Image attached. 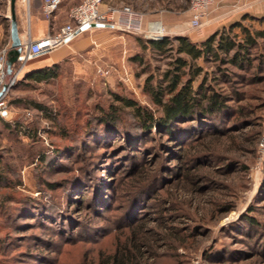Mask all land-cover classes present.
I'll list each match as a JSON object with an SVG mask.
<instances>
[{
  "label": "rangeland",
  "instance_id": "rangeland-1",
  "mask_svg": "<svg viewBox=\"0 0 264 264\" xmlns=\"http://www.w3.org/2000/svg\"><path fill=\"white\" fill-rule=\"evenodd\" d=\"M232 1V11L246 7ZM9 7L0 0V23ZM253 54L252 69L199 63L228 109L202 125L206 135L185 133L181 147L155 131L131 141L97 123L85 131L99 107L119 106L115 95L152 106L145 82L168 58L146 53L143 66L128 60L102 75L110 66L85 68L77 54L56 80L12 87L0 116V264H95L116 245L134 252L131 263L264 264L262 40Z\"/></svg>",
  "mask_w": 264,
  "mask_h": 264
},
{
  "label": "trees",
  "instance_id": "trees-1",
  "mask_svg": "<svg viewBox=\"0 0 264 264\" xmlns=\"http://www.w3.org/2000/svg\"><path fill=\"white\" fill-rule=\"evenodd\" d=\"M248 20L264 22V17L243 16L241 21L217 30L198 43L185 35L163 36L154 40L146 38L144 34H136L137 52L128 59L134 66L144 65L146 53L160 59H170L169 67L159 79H155L153 74L146 79L144 91L150 97L152 106L142 105L132 97L115 95L119 106L110 104L108 107H99L98 114L92 115L86 121L85 131L89 132L97 123L99 127H108L124 133L129 141L135 137L141 138L144 134L151 139L155 131L157 135L167 136V145L178 147L183 145L185 133L197 131L206 135L207 130H202V125L209 120L215 121L225 112L228 109V100L222 92L209 84L208 75L199 63L214 62L218 66L232 65L241 70L255 67L256 56L253 52L260 46V40L264 42V30L252 31L249 26L243 24ZM237 28L240 32H236ZM14 69L15 71L18 69V63ZM59 74L60 64H55L27 74L23 80H16L12 87L20 81L50 83L56 80ZM223 76L226 77L224 74ZM200 77L202 81L195 85ZM22 129L30 135L28 131ZM41 159L48 163L45 154ZM105 169L108 172L114 170L112 166ZM2 179L0 176V182ZM47 186L54 189L52 184ZM138 249L140 252L141 247ZM133 253L124 246L116 245L114 254L108 258H99L95 264H130Z\"/></svg>",
  "mask_w": 264,
  "mask_h": 264
},
{
  "label": "crops",
  "instance_id": "crops-1",
  "mask_svg": "<svg viewBox=\"0 0 264 264\" xmlns=\"http://www.w3.org/2000/svg\"><path fill=\"white\" fill-rule=\"evenodd\" d=\"M83 0H63L54 16L47 20L42 14L43 0H17L16 16L18 20L19 33L23 44L30 40H38L46 35L56 34L59 29L69 23L68 12L74 5ZM129 0H105L102 9L108 7L130 6L133 10L142 13L143 27L150 31L157 26L162 27L165 36H188L193 42H202L208 36L242 20L243 16H264V0H259V5H253L252 0H238L246 6L242 12L232 11V0H215L212 9V18L199 30L189 28L190 13H188L189 0H130L131 5L125 4ZM3 16L0 23V44L11 46L10 35V7ZM9 29L6 30L5 24ZM114 26L102 28H89L66 45L58 47L46 54L45 58L32 60L23 69V76L35 71L49 68L55 64L75 60L77 54H83L85 68L94 65L110 66L113 69L127 66L128 59L137 51L135 35ZM4 42V43H3ZM37 60V61H35ZM111 68V69H112ZM22 76V77H23Z\"/></svg>",
  "mask_w": 264,
  "mask_h": 264
},
{
  "label": "built area",
  "instance_id": "built-area-1",
  "mask_svg": "<svg viewBox=\"0 0 264 264\" xmlns=\"http://www.w3.org/2000/svg\"><path fill=\"white\" fill-rule=\"evenodd\" d=\"M105 0H83L70 8L68 12L69 23L62 26L56 34L46 35L38 40H30L23 44L21 54L18 58V69L15 71L16 80L20 73L32 60L46 55L54 49L66 45L73 40L77 32L86 25L106 24L117 27L129 33L144 34L148 39H160L164 36L162 27L152 28L145 31L143 27L142 13L133 10L130 6L108 7L102 9ZM215 0H190L189 3V28L199 30L209 21L210 10ZM63 0H43L42 14L45 19L50 20L58 11ZM83 32V31H82ZM81 32V33H82ZM9 45L0 44V91L5 83V66ZM111 68L98 67V73L108 75ZM15 80V81H16ZM8 91L0 98V116L8 115L9 110L5 98Z\"/></svg>",
  "mask_w": 264,
  "mask_h": 264
},
{
  "label": "water",
  "instance_id": "water-1",
  "mask_svg": "<svg viewBox=\"0 0 264 264\" xmlns=\"http://www.w3.org/2000/svg\"><path fill=\"white\" fill-rule=\"evenodd\" d=\"M16 3L17 0H10V35H11V47L7 54L6 66H5V83L3 89L0 91V98L9 91L15 83V69L14 66L18 62L19 55L21 54L23 48V42L19 33L18 20L16 16ZM110 25L106 24H92L82 27L77 34L85 31L89 28H102L108 27Z\"/></svg>",
  "mask_w": 264,
  "mask_h": 264
},
{
  "label": "bare ground",
  "instance_id": "bare-ground-1",
  "mask_svg": "<svg viewBox=\"0 0 264 264\" xmlns=\"http://www.w3.org/2000/svg\"><path fill=\"white\" fill-rule=\"evenodd\" d=\"M21 73H23V72H21ZM21 73H20V75H21ZM20 75H19V76H20Z\"/></svg>",
  "mask_w": 264,
  "mask_h": 264
}]
</instances>
